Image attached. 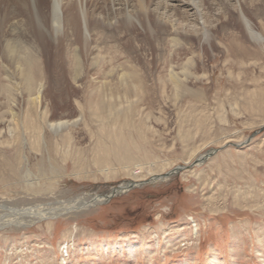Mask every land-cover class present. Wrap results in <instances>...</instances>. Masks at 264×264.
<instances>
[{"label": "rangeland", "instance_id": "1", "mask_svg": "<svg viewBox=\"0 0 264 264\" xmlns=\"http://www.w3.org/2000/svg\"><path fill=\"white\" fill-rule=\"evenodd\" d=\"M162 1L152 7L181 36L119 25L97 52L61 57L62 41H43L29 87L0 60V264H264V42L244 35L235 0H196L198 24ZM238 1L264 35V0ZM53 121L75 123L53 134Z\"/></svg>", "mask_w": 264, "mask_h": 264}, {"label": "bare ground", "instance_id": "2", "mask_svg": "<svg viewBox=\"0 0 264 264\" xmlns=\"http://www.w3.org/2000/svg\"><path fill=\"white\" fill-rule=\"evenodd\" d=\"M47 1L48 5H46V7L48 6V13H45L46 16L42 12V0L0 1V9L6 8L8 10V8H13L10 10H14L13 15L11 13H2L3 16L6 17V20L3 21L1 19L4 37L3 40L0 41V60H3V63L5 64L4 70L7 80L12 85L17 87L19 86L20 88L24 85L28 87L30 85L29 71H33L34 64L39 62L40 59H42L43 53L46 52L42 46L43 41L49 42L50 45L57 41H62L64 44L62 49L57 50L53 48L54 53H57L56 55L61 57L68 54L71 56H80L83 54L97 52V45L94 46L93 44H97L103 39V31L109 30L113 32H119V25L123 26L124 28L137 27V25H139L140 27H146L148 30L152 27L155 31L160 32L162 30L161 33L163 31L166 33L171 31L173 35H182L177 29H175V26L174 24L172 25V22H166L160 17V12L158 13L156 10L157 7H152L154 0H115L114 2H111L112 5L110 4L109 13L107 12V14L104 15L102 14V10L108 9L103 6V2H105V0H89L90 2H87L88 6L86 7L82 5L83 0ZM99 1H101L100 4L102 7L98 5ZM178 1L180 4L190 6L195 11L194 15L197 24L199 20L204 18H202L201 12L199 10L200 3L196 0ZM251 1L253 0H249V5L251 4ZM167 3V0L162 1V4L165 6V8L172 6L170 4V6H167ZM235 3L238 4V16L236 17V22L240 24L244 35L254 41V43L264 42L263 32L261 33L259 30H257L249 19L248 15L243 12L242 6L239 4L240 1L235 0ZM44 4H47V2ZM173 8L174 9L172 10L175 11L176 7ZM250 8H252V5L248 6V9ZM20 10H22L25 15L23 18L21 17ZM228 10L229 8H227V11ZM260 14L262 13L260 12ZM227 16L231 18L229 15ZM257 18L260 19L258 25L259 29L262 30L264 28V12ZM184 20L185 19H183V21ZM196 33V37L199 41H206L208 46H210L213 35L211 29L209 30L205 26L201 25V27L195 31V34ZM34 40L36 41V44L30 42ZM173 41L177 42L176 39H173ZM27 42L32 45L27 44ZM176 42L173 43H175L176 46L179 45V43ZM20 43H22L23 46H21ZM169 78L175 86H178L180 82H184V79L181 80L179 74L173 69L169 72ZM74 123L75 121H53L49 122L47 126L53 132V134H58L61 133L62 130L68 129V127ZM191 157L192 156H190V158ZM133 186L134 185L132 184H123V186H121L119 189L109 193L106 198L125 193L127 189ZM99 201H101V199L97 202L99 203ZM82 206L84 205L78 204V207ZM87 206H84V208ZM49 214L50 212L41 213V211L38 210L34 211L26 209L22 211V213H18L17 216L23 215V217L27 216L26 220L30 219L37 221L52 217L49 216ZM6 222L8 221H0V226L4 225ZM15 223L16 225H21V222L15 221ZM24 224L27 225V223Z\"/></svg>", "mask_w": 264, "mask_h": 264}, {"label": "water", "instance_id": "3", "mask_svg": "<svg viewBox=\"0 0 264 264\" xmlns=\"http://www.w3.org/2000/svg\"><path fill=\"white\" fill-rule=\"evenodd\" d=\"M262 129H260L259 131L257 132H254L244 143H241V144H231L232 146L234 147H239V146H243L244 144H248V142L254 137L256 136ZM218 150H212V151H209L207 152L206 154L200 156L198 159H196L191 165L189 166H178L176 168H174L173 170H171L170 172H168L167 174L164 175V178H168L178 172H181L183 170H187V169H190L192 168L193 166L197 165V164H200L202 163L203 161H205L208 157H211L214 153H216ZM164 178H161V179H164ZM160 179V178H159Z\"/></svg>", "mask_w": 264, "mask_h": 264}]
</instances>
